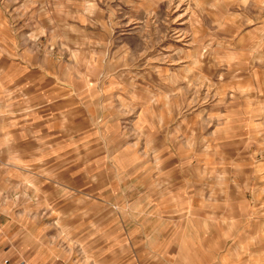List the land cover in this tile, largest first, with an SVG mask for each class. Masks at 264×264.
<instances>
[{
  "label": "rangeland",
  "instance_id": "374dc122",
  "mask_svg": "<svg viewBox=\"0 0 264 264\" xmlns=\"http://www.w3.org/2000/svg\"><path fill=\"white\" fill-rule=\"evenodd\" d=\"M0 187L21 264H264V0H0Z\"/></svg>",
  "mask_w": 264,
  "mask_h": 264
},
{
  "label": "crops",
  "instance_id": "0c3cea01",
  "mask_svg": "<svg viewBox=\"0 0 264 264\" xmlns=\"http://www.w3.org/2000/svg\"><path fill=\"white\" fill-rule=\"evenodd\" d=\"M6 182H9L8 179ZM0 189L7 190L10 188L0 187ZM3 215H5L4 212L0 211V218ZM18 227L19 230L17 231V229H13L11 224H9L7 221L3 223L0 222V264H6L9 260L11 262L8 264H21L20 259L26 258L22 248V233L25 232V229L20 225ZM9 245H12V247L8 248Z\"/></svg>",
  "mask_w": 264,
  "mask_h": 264
}]
</instances>
